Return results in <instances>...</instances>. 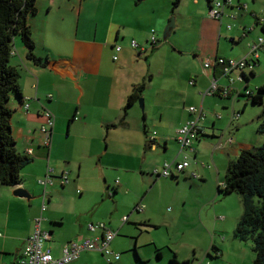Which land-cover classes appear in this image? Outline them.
<instances>
[{
	"label": "crops",
	"instance_id": "1",
	"mask_svg": "<svg viewBox=\"0 0 264 264\" xmlns=\"http://www.w3.org/2000/svg\"><path fill=\"white\" fill-rule=\"evenodd\" d=\"M176 1L38 0L37 14L29 25L35 55L46 67L28 59L27 49L20 38L16 39L12 65L20 73L23 99L13 96L9 107L13 110L11 124L16 149L32 160L22 172L19 187L40 198L29 203L14 197L16 187L0 186V264H22L26 241L34 231L35 220L42 217L43 229L52 236L45 249L55 258H60L71 242L91 238L89 225L107 220V216L96 215L94 206L110 198L109 176L117 170L122 175L128 171L126 163L119 165L116 161L115 165H108L104 152L108 155L113 143L120 144L125 155L117 156L128 160L144 151L146 144L155 167L166 161L183 162L182 157L190 153H181L177 134L197 118L189 112L191 107L205 113L200 121L204 135L193 146V159L207 160L211 150L214 167L205 164L206 168L201 166L198 172L190 164L188 169L192 171L187 169L176 173L177 179L171 178L177 184L183 175L185 184L191 187L210 185L218 190L224 185L223 174L226 176L229 164L243 151L262 146L264 137L258 132L260 123L256 120L262 108L247 97L241 102L245 96L238 94L249 89L253 79L257 89L264 86V53L253 69L234 71L229 77H224L220 69L205 70L204 66L220 57L242 60L249 55V44L264 36L263 27L258 25L264 21L263 2L233 0L235 6L246 5L248 10L227 9L223 21L218 22L209 17L208 0H179L177 5ZM172 18L176 19L177 28L163 41L161 34L166 32ZM252 27L253 32L243 38L244 32ZM153 37L157 41L154 46ZM133 42L146 51L133 49ZM117 47L122 48L121 52H116ZM214 80L221 87L233 88L229 98L206 96ZM140 85L145 86L146 114L143 118L139 115L136 103L122 122L128 98ZM45 111L55 117L50 147L44 146L41 134L46 124ZM151 136L157 138L154 145L149 141ZM204 139L218 142L205 143ZM146 156L143 153V158ZM50 168L55 176L68 173L70 183L47 189V209L43 212L45 188L39 181L46 178ZM148 175L147 183L155 186L158 178L153 172ZM124 186L120 183L113 188V195L126 192ZM143 199L135 200L136 205L134 202L132 206H123L122 225L111 244L112 251L119 253L121 259L113 260L112 264H133L131 259L122 258L128 249L121 234L131 222L127 214L146 213V209L143 213L136 212ZM180 199L174 197L176 201ZM183 203L186 204L184 200ZM138 223L152 227L151 213L131 224ZM11 227L17 232L11 234ZM218 255L222 258V251ZM136 256L141 261L137 252ZM207 256L215 259L210 251ZM73 264L108 263L101 253L85 252Z\"/></svg>",
	"mask_w": 264,
	"mask_h": 264
},
{
	"label": "rangeland",
	"instance_id": "2",
	"mask_svg": "<svg viewBox=\"0 0 264 264\" xmlns=\"http://www.w3.org/2000/svg\"><path fill=\"white\" fill-rule=\"evenodd\" d=\"M261 1L264 4V0ZM164 35L165 32L161 34V40H163ZM14 62L15 59L12 60V64ZM253 82L254 79L248 90L252 91L253 94H257L258 89L254 87ZM142 100H144V111L138 102L137 112L143 118L146 114V106L145 98H142ZM240 101L245 102L246 97ZM258 107L262 108L263 112V106ZM261 115L256 118L258 123L261 121ZM204 140L205 143L216 144L215 142H218L217 140ZM114 144L108 155L104 152V161L108 165H115L116 161L119 165H125L126 163L128 167L126 170L128 171L122 175L119 173L120 170H117L109 176L110 198H107L105 203L102 204L97 202L94 206L95 213L97 216H107V220L104 221L107 225H105L109 228L111 226L117 231L122 225L123 216H121V213L125 210L123 208L125 204L132 206L135 200H141L144 197L142 204L146 209V213L143 215L137 213H134V215L127 214L131 216V222L127 224V229L121 234V237L127 242L128 249L122 255L123 259L125 257L131 259L133 264H141L140 262L142 264H170L171 259L176 255L181 261L187 260L191 264L254 263L256 255L253 252V241L251 239L241 241L235 238V231L243 216V204L239 195L220 194L217 189L210 187V185L191 187L189 184H185L186 180L183 175L179 176L181 177L179 184L171 178H158L155 186L153 183L148 184L145 176L150 175V172L160 169L162 166L155 167L150 156L151 151H146V144H144V151L139 152V155L133 159L129 157L128 160L118 158L117 154L125 155V153L120 150V144L118 146ZM143 153L147 155L146 158H143ZM208 153L207 160L197 159V161L193 159V154H190L188 162L192 166L191 169L197 168L199 172L202 168L201 164H207L213 168L214 165L210 160L211 150ZM182 160H185L184 156ZM141 167H143V170H141ZM191 169L188 170L192 171ZM223 177L225 178V174H223ZM117 181L125 185L126 192L114 196L113 188L116 187ZM170 181L174 182V185ZM189 181L196 182L199 186L202 184L201 181ZM175 196L181 199L176 201L174 200ZM183 200L186 204L183 203ZM136 204L137 202L134 205ZM148 213H151V221L154 223L152 227H146L141 223L131 224L134 223L136 218L144 219ZM22 222L23 220H20V226H22ZM147 223L150 225L149 222ZM10 232L14 234L17 231L11 227ZM209 251L215 259L207 256ZM221 251L222 258L218 255ZM136 252L141 261L138 260Z\"/></svg>",
	"mask_w": 264,
	"mask_h": 264
},
{
	"label": "trees",
	"instance_id": "3",
	"mask_svg": "<svg viewBox=\"0 0 264 264\" xmlns=\"http://www.w3.org/2000/svg\"><path fill=\"white\" fill-rule=\"evenodd\" d=\"M37 2L38 0H0V186L9 188L21 184L22 172L32 161L16 149L11 124L13 110L9 103L13 96L23 99L20 73L12 65L17 38L21 39L27 49L28 59L36 65L46 67L44 61L35 55L36 45L29 25L30 19L37 14ZM144 91V85L135 87L128 98L122 122L127 118L129 109L143 98ZM247 98L255 106H263L258 132L264 137V86L257 90V94ZM218 192L241 197L243 216L235 231V238L241 241L251 239L256 255L253 264H264V142L255 150L243 151L236 161L229 164L224 185ZM170 264L191 263L181 261L175 255Z\"/></svg>",
	"mask_w": 264,
	"mask_h": 264
},
{
	"label": "built area",
	"instance_id": "4",
	"mask_svg": "<svg viewBox=\"0 0 264 264\" xmlns=\"http://www.w3.org/2000/svg\"><path fill=\"white\" fill-rule=\"evenodd\" d=\"M209 2V17L218 22H222L225 17V12L227 9L233 8L238 11H247L248 8L246 5L238 4L235 6L233 0H208ZM234 19V16H232ZM258 25L263 27L264 30V21ZM228 29L231 30L232 26L228 25ZM255 28L252 27L249 30L245 31L243 38H246L249 33L253 32ZM156 38H152L153 46L156 45ZM132 48L135 50L146 51L144 48H140L136 42L132 43ZM249 55L242 60H234L227 58H216L206 62L204 68L205 70H216L220 69L224 77H229L234 71H244L246 69H253V65L256 64V61L259 59L260 55L264 53V36L258 38L257 42L249 44ZM122 48L117 47L116 52H121ZM118 57H114V61H117ZM234 81L232 80L231 83ZM240 82H242L240 80ZM194 82H191V85ZM233 92L231 86L221 87L218 85L217 81L214 80L211 87L206 92V96H220L221 98H229ZM252 92L248 89L239 92V95H244L245 97L252 96ZM51 98V97H50ZM26 110L29 108V104L24 105ZM189 112L195 115L197 118L193 121H189L184 125L177 134V141L181 146V153H190L195 154L193 149L194 144L202 138L204 132L200 127V121L205 118V113L203 109H197L191 107ZM44 116L46 118V124L42 127L41 134L44 137V146L50 147L53 128L55 126V117L49 112L45 111ZM239 115L235 118L238 119ZM151 144H156L157 138L151 136L149 138ZM222 147V146H221ZM220 147V148H221ZM189 156L186 155L185 160L181 163L174 162L169 163L165 162L160 169H155L153 171V176L156 178H173L175 174H181L185 172L190 167ZM203 168H206L205 164H202ZM195 179H199V176L196 174L193 175ZM70 183L68 173L62 174L61 176H55L54 170L49 169L46 178L39 181V185L45 188L43 195V212L47 209V189L54 187L55 185H60L65 187ZM116 186H120V182H116ZM136 210L140 213L145 211V206L139 205ZM128 218L124 219V222H127ZM44 218H39L35 220L34 231L32 235L27 239L25 248L21 257L22 264H73L77 262L83 253L85 252H98L103 255L108 264H112L113 260L118 261L121 259L119 253H115L111 249V244L113 240L118 236V232L107 227L105 224H91L89 225V231L93 235L91 238L85 239L82 242H71L68 244L60 258H55L50 251L45 249V245L52 239V236L49 232L45 231L42 227Z\"/></svg>",
	"mask_w": 264,
	"mask_h": 264
},
{
	"label": "water",
	"instance_id": "5",
	"mask_svg": "<svg viewBox=\"0 0 264 264\" xmlns=\"http://www.w3.org/2000/svg\"><path fill=\"white\" fill-rule=\"evenodd\" d=\"M177 28V23L176 20L173 18L171 20L170 25L167 27L165 35H164V40L166 41L170 35L172 34V32ZM140 106L142 108V110L144 111V100H139ZM13 195L16 198H20V199H24L27 202H32L37 200L38 198H40L39 196H37L35 193H32L31 191L23 188V187H16L15 190L13 191Z\"/></svg>",
	"mask_w": 264,
	"mask_h": 264
}]
</instances>
